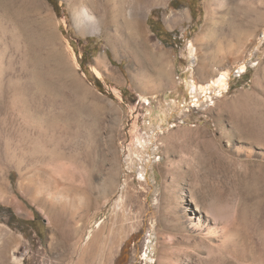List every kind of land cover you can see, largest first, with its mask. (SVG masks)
I'll return each instance as SVG.
<instances>
[{
    "label": "rangeland",
    "instance_id": "rangeland-1",
    "mask_svg": "<svg viewBox=\"0 0 264 264\" xmlns=\"http://www.w3.org/2000/svg\"><path fill=\"white\" fill-rule=\"evenodd\" d=\"M124 1L116 26L112 0H0V264H264V23L236 28L207 0ZM82 4L100 31L77 26ZM219 71L228 88H202ZM13 92L44 109L45 136ZM168 163L184 175L175 193ZM76 171L95 193L62 212ZM128 191L141 202L115 212Z\"/></svg>",
    "mask_w": 264,
    "mask_h": 264
},
{
    "label": "bare ground",
    "instance_id": "bare-ground-1",
    "mask_svg": "<svg viewBox=\"0 0 264 264\" xmlns=\"http://www.w3.org/2000/svg\"><path fill=\"white\" fill-rule=\"evenodd\" d=\"M105 1V4H106V8H108V6L107 5H109V0H104ZM111 1V0H110ZM89 2H91V1H89ZM124 0H112V3H114V10H113V12L112 11H108V13H107V17H109L110 18V24H111V22L112 23H115L116 24V26L117 25H119V21H118V16H119V13H121L122 11V8H124L125 7V5H124V7H123V4H124ZM104 3V2H103ZM111 5V4H110ZM207 12H208V14H210L211 13V11H213V9H214V5H221L224 9H223V18H225L226 20H227V18H226V16L228 17V21L232 24V25H234V27H255V29H257L258 27H261L262 26V24L264 23V0H207ZM77 6V5H76ZM80 6V5H79ZM112 7H110L109 9H111ZM97 9V8H96ZM105 9V8H104ZM221 9V8H220ZM124 10V9H123ZM107 10H105V12H106ZM121 11V12H120ZM133 11V10H132ZM132 11L131 10H128V16L129 17H131V22H132V26L133 27H136V25L137 26H139V23H138V21H136L135 19H134V17L132 16ZM124 12V11H123ZM214 12V11H213ZM220 13V12H219ZM219 13H218V15H219ZM101 14V16H102V13H100ZM105 14V13H104ZM122 15V14H121ZM134 15V14H133ZM187 16V15H186ZM215 16V15H214ZM101 18L102 17H100L98 14H97V12H96V10H95V8L92 6L91 7V5H87V4H82L79 8H75L74 9V19H75V22H76V24H77V26L81 29V30H83V31H87V30H89V27H93V29H91L92 30V32H96V31H100L101 29H100V27H101V24H100V20H101ZM108 18V19H109ZM179 19V17L177 16V17H174L173 18V21L174 22H176L177 20ZM207 20H209V21H207ZM207 20H206V26L205 27H209L210 28V23H213V21H214V24L213 25H215L219 20H220V18H217V17H214L213 18V21L212 22H210V20H211V18L209 17V16H207ZM106 21H107V18H106ZM172 21V20H171ZM172 21V22H173ZM222 24V23H221ZM213 25H212V27H213ZM110 26V25H109ZM115 26V27H116ZM218 26V25H217ZM114 27V26H113ZM120 27V26H119ZM211 27V28H212ZM215 27V26H214ZM249 27V28H250ZM208 28V29H209ZM259 29V28H258ZM206 30V29H205ZM214 31H215V29H214ZM213 31V32H214ZM256 31V30H255ZM210 33V32H209ZM208 33V34H209ZM251 33H252V30H251ZM254 33V32H253ZM207 34V33H206ZM110 34H108V36H109ZM107 38H109V40H111L110 39V37H107ZM199 39H200V37H199ZM113 41V40H112ZM111 44H112V42H110ZM196 49V48H195ZM195 49H193V52L195 51ZM192 50V49H191ZM191 53H192V51H191ZM194 54V53H193ZM0 58H1V56H0ZM103 61H104V59L102 58V57H99L97 60H96V63L98 64V66H101L102 64H103ZM246 65L245 64H242V65H240L239 66V71H240V73L242 72V71H245L246 70ZM96 71L97 72H99L100 73V71L98 70V68H96ZM1 72V71H0ZM1 74V73H0ZM10 79V78H9ZM229 79H231L230 78V74L227 72V71H224V72H221V71H219V72H217V78H215L212 82L210 81V83L207 85L208 87H202V88H212L213 86H215V85H217L218 86V90H219V92H221V91H223V90H225V89H227L228 88V84H229ZM5 81V80H4ZM10 81V80H9ZM13 81V80H12ZM6 82V81H5ZM9 84H11V83H9ZM2 85V84H1ZM22 86V85H21ZM201 86H203V85H201ZM2 87V89H3V86H1ZM8 87V86H7ZM20 87V86H19ZM24 88V87H23ZM22 88V89H23ZM16 89V88H15ZM22 89H18V90H22ZM9 90H11V89H9ZM207 90V89H206ZM205 90V91H206ZM217 90V89H216ZM7 91V90H6ZM11 91H13V89L11 90ZM23 91V90H22ZM24 91H25V89H24ZM7 94H9L8 93V91L6 92ZM14 94L15 93H17L18 95V97H16V99L17 98H19V93L18 92H13ZM23 93V92H22ZM22 93H21V95H22ZM25 93V92H24ZM14 94H10V96L12 95V96H16V95H14ZM24 95H26V94H24ZM24 95H22V98H23V100L25 99V98H27L26 96H24ZM12 96H11V98H12ZM30 96V95H29ZM21 97V96H20ZM9 98V97H8ZM5 99V98H4ZM10 99V98H9ZM15 99V98H14ZM28 100V99H27ZM12 102V101H11ZM19 103H17V105L19 104V106H21L20 108H21V110H22V114L24 113L25 114V112H26V114H25V116L27 117V119H30V120H33L34 122V125H35V123H37L38 125H39V135H38V132H37V135L38 136H45V130H44V122H46L45 121V113L43 114L42 113V111L44 110H42V111H35V112H33V110H32V112H31V109L29 108V104H28V102L27 101H20V98H19V101H18ZM33 102H35V101H33ZM1 103V102H0ZM14 104L16 103V102H13ZM40 103V102H39ZM14 104H12V105H14ZM38 104V103H37ZM11 105V106H12ZM31 105L33 106V103H31ZM15 106H16V104H15ZM14 106V107H15ZM1 107V106H0ZM35 107V106H34ZM33 107V108H34ZM16 108V107H15ZM39 108V107H38ZM18 109V108H17ZM35 109H36V107H35ZM40 109V108H39ZM42 109V108H41ZM19 110V109H18ZM24 111V112H23ZM15 113V112H14ZM17 113V112H16ZM24 116V115H23ZM163 118V116L161 115V114H159V115H155L154 116V119H158V118ZM32 122V121H31ZM30 123V122H29ZM32 124V123H31ZM36 124V125H37ZM27 125V124H26ZM45 126H46V124H45ZM30 127V126H29ZM51 127H52V125H51ZM38 128V127H37ZM47 128V127H46ZM45 128V129H46ZM151 129H153V134L155 135V133H156V131H157V128L155 127V126H153V127H151ZM15 130V129H14ZM23 130V129H22ZM26 130V129H25ZM19 131H21V130H19ZM24 132V131H23ZM47 132V131H46ZM16 133H19L20 134V132H18V131H16ZM25 133V132H24ZM163 133V132H162ZM23 134V133H22ZM26 134V133H25ZM28 134V133H27ZM147 134V133H146ZM18 136V135H17ZM28 136H30V135H28ZM27 136V137H28ZM20 137V136H19ZM19 137H18V141L20 142V140H19ZM26 137V138H27ZM40 137V138H41ZM145 137V136H144ZM21 138V137H20ZM23 138V137H22ZM39 138V139H40ZM44 138V137H43ZM138 138V142H140L142 145H143V142H145V144H146V142H148V140L146 139V138H144V139H141L140 137H137ZM24 139V138H23ZM37 139V138H36ZM46 139V138H45ZM262 139V138H261ZM25 140H27V139H25ZM24 140V141H25ZM43 140V139H42ZM24 141H23V143H24ZM19 142H17V143H19ZM37 142V141H36ZM38 142H40V141H38ZM37 142V143H38ZM44 142V141H43ZM260 142V141H259ZM45 143V142H44ZM20 144H22V143H20ZM39 144V143H38ZM42 147H43V145H41ZM145 146V145H144ZM40 148V149H43V148ZM139 147H140V145H139ZM135 147V148H133L132 149V160H133V162H135L136 163V161L138 160V156H139V153L140 152H142V151H144V150H142L141 148L142 147ZM36 148V147H35ZM38 148H39V145H38ZM47 149V148H46ZM145 149V148H144ZM251 151V150H250ZM249 151V152H250ZM145 152H146V150H145ZM82 153V152H81ZM83 154V153H82ZM250 154H251V152H250ZM142 155V154H141ZM252 155V154H251ZM250 155V156H251ZM79 156H82V155H79ZM78 158V157H77ZM89 158V153H86V155H85V158H81V166L82 165H86V163H85V160L87 161V160H89L88 159ZM143 159V158H142ZM144 159H146V158H144ZM76 160H78V159H75V162H76ZM147 162V161H146ZM77 163V162H76ZM91 163V162H90ZM135 163H134V165H135ZM78 164H79V161H78ZM141 166H142V169L139 171V173L143 176V178L144 179H137V178H135L134 179V181H138V182H140V185H141V187H142V189H143V192H146L147 191V189H148V187L147 186H145L144 184L145 183H147V185H149L150 187H153V185L151 184V182H150V178H149V176L147 175V172H148V167H147V165H145V163H144V161H142L141 163ZM90 165H92V164H90ZM168 165L169 166H167L166 167V169L163 171V175H164V177H166V178H171L172 179V181L171 182H174L172 185H173V188L170 190V192H172V193H175L176 191H175V186L177 185V183H181V181L182 180H184V175L182 174V172H180V169H178V168H174L173 167V165L172 164H169L168 163ZM77 166V165H76ZM79 167V169H80V166H78ZM83 167V166H82ZM86 167V166H85ZM141 168V167H140ZM3 169V168H2ZM77 169V168H76ZM0 171H1V169H0ZM77 172V171H76ZM86 172V171H85ZM85 172H77V174H76V177H75V181L74 180H70L68 177L66 178V181H64V183L62 184V187H63V190L62 191H59V197L60 198H64V199H66L63 203H61V207H60V210L63 212V211H66V210H68L69 209V207H75V206H77V203L79 202L78 201V199L79 200H82V198L84 197V198H86V196H89V195H91V193L93 194V193H95V187H93V185H92V183H94V182H92V181H94L93 179H94V176L91 174V173H87V174H85ZM84 176V177H83ZM172 176H174V178L172 177ZM3 178V177H2ZM85 179L86 181V183H87V186H83V184L82 183H79V182H81L82 181V179ZM109 178H110V182H111V187H109L108 188V186H105L104 187V189H102L104 192H105V194H106V196H107V193L111 190V188L114 186V183H115V181H116V179H117V172L115 171V170H112V172L110 173V176H109ZM84 179H83V181H84ZM106 180H107V178H106ZM108 183V182H107ZM125 183V182H124ZM110 185V184H109ZM171 186V185H170ZM169 186V187H170ZM122 188H127V184L125 183L124 184V186L122 187ZM149 189H151V188H149ZM99 190V189H98ZM149 192V191H148ZM168 193L167 192V189H165L164 190V192L162 193V202L164 203V204H166L167 206H170V207H172L174 204H175V200L172 198V196H171V193ZM78 195H80V197L78 196ZM130 195H132V197H129ZM77 196L79 197L78 199H77ZM93 196V195H92ZM128 197H127V199L125 198V196H124V194H122L121 196H120V198L118 199V201L116 202V209H115V212L117 211V209H121L125 204H127V203H129V201L130 202H141V200H140V197L138 196L137 198L133 195V194H130V191H128V195H127ZM130 198V199H129ZM136 198V199H135ZM172 198V199H171ZM89 199L92 201V199H91V196H89ZM129 199V200H128ZM135 199V200H134ZM80 204V203H79ZM74 215V214H73ZM169 216V215H168ZM167 216V217H168ZM172 217V216H171ZM170 217V218H171ZM75 218V217H74ZM169 218V217H168ZM80 224H78L77 226H76V233L81 229L80 228V226H79ZM73 227H75V226H73ZM125 256V255H124ZM121 261V260H120Z\"/></svg>",
    "mask_w": 264,
    "mask_h": 264
},
{
    "label": "trees",
    "instance_id": "trees-1",
    "mask_svg": "<svg viewBox=\"0 0 264 264\" xmlns=\"http://www.w3.org/2000/svg\"><path fill=\"white\" fill-rule=\"evenodd\" d=\"M97 82H98V83L100 82L99 79H97ZM99 86H101L100 83H99Z\"/></svg>",
    "mask_w": 264,
    "mask_h": 264
}]
</instances>
